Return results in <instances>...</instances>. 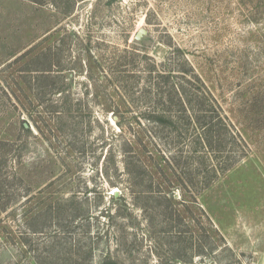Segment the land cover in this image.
<instances>
[{
	"label": "rangeland",
	"instance_id": "1",
	"mask_svg": "<svg viewBox=\"0 0 264 264\" xmlns=\"http://www.w3.org/2000/svg\"><path fill=\"white\" fill-rule=\"evenodd\" d=\"M176 48L241 137L199 193ZM0 197V264H264V0H0Z\"/></svg>",
	"mask_w": 264,
	"mask_h": 264
},
{
	"label": "trees",
	"instance_id": "2",
	"mask_svg": "<svg viewBox=\"0 0 264 264\" xmlns=\"http://www.w3.org/2000/svg\"><path fill=\"white\" fill-rule=\"evenodd\" d=\"M36 1L40 2V0ZM176 51L181 55L179 66L159 70L155 76L150 74L149 77L153 81L152 85L158 88H161V81L165 82L166 91L171 93L172 100L176 99L178 108L174 111L163 110V112L151 113L149 116L142 117L151 120L164 132L168 126H174L172 117L179 114L175 117L184 122H176L178 124L176 128H183V130L179 129V133H184V136L187 137L186 140L177 138V150L163 146L159 151L167 165L179 172L181 184L194 185L195 193H199L240 159L235 154L233 145L237 144L241 137L223 114L221 108H218L220 106L217 101L185 58L183 52L179 48H176ZM152 85L150 84L149 89L152 88ZM184 148H189V150H185L186 154H183ZM193 159L199 162L197 164L203 166L205 173L201 174L202 172L198 171L200 166L198 167L197 164L193 168H185V165L193 163ZM195 179H197L196 182ZM197 183H201V186H198ZM195 185L197 186L195 187ZM163 197L166 201H170L165 195ZM190 247L193 250L192 253L195 252L196 255H207L214 251L213 245L208 246L207 251L201 250L200 244L199 248L194 249V244H191Z\"/></svg>",
	"mask_w": 264,
	"mask_h": 264
},
{
	"label": "water",
	"instance_id": "3",
	"mask_svg": "<svg viewBox=\"0 0 264 264\" xmlns=\"http://www.w3.org/2000/svg\"><path fill=\"white\" fill-rule=\"evenodd\" d=\"M24 125H25V127L28 126L27 124H24ZM113 194H114V196H117V195H118V191H117V190H114V191H113Z\"/></svg>",
	"mask_w": 264,
	"mask_h": 264
}]
</instances>
